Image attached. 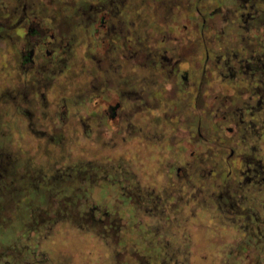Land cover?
I'll return each instance as SVG.
<instances>
[{"label":"flooded vegetation","instance_id":"1","mask_svg":"<svg viewBox=\"0 0 264 264\" xmlns=\"http://www.w3.org/2000/svg\"><path fill=\"white\" fill-rule=\"evenodd\" d=\"M7 106L27 131L8 134ZM22 132L104 149L102 170L81 171L100 193L83 191L85 203L129 174L120 215L130 231L107 243L109 264H193L184 235L203 245L206 222L229 239L205 263L264 264V0H0V215L10 204L36 222V198L60 201L80 181L72 158L37 169L12 141ZM93 207L100 221L114 217ZM46 242L24 231L0 263L47 264L36 259Z\"/></svg>","mask_w":264,"mask_h":264},{"label":"rangeland","instance_id":"2","mask_svg":"<svg viewBox=\"0 0 264 264\" xmlns=\"http://www.w3.org/2000/svg\"><path fill=\"white\" fill-rule=\"evenodd\" d=\"M73 93L75 95V98H77L76 96H78L79 90L74 89ZM11 108H13V106L11 107L7 106V108H5V111L7 112L6 117L3 120L6 126L5 130L9 134V131L14 130L16 128V125L18 124L17 130H19V132L24 130L25 132L27 128L25 126L26 124L24 120L22 124H24L25 127L23 129L19 125L20 123L19 117H16L17 115L15 114V112L9 115L8 111ZM24 132L21 133L23 135V138L20 136L21 139L18 140V138H13L12 141L15 144L17 142L20 143L21 140V142H23V146H26L27 148H29V150H31V151H27L25 155L23 154V156L26 157V159H29L30 162L32 160L37 161L41 165V168L40 166L37 167L38 164L36 163L37 169H42V167L45 168V164L48 168H50L49 164L54 163L55 160L57 161L62 159L63 161H67L68 158L69 159L72 158V160H70L71 168H69V170L70 172L73 171L78 173V178L80 182L74 183L71 182L70 180L67 181V183L69 184L68 186H71V189L70 191H67L66 193L67 196H64L63 199L60 201L56 197L52 198L46 196L45 200L36 198V203H33L34 207L31 208V212L33 211V208L36 210L33 211V215L36 216V222H34V220L31 221V219L30 221L26 222L28 218L24 215V213L20 211V214L19 213L14 214V211H12V207L10 206V204H6L8 208L4 209L6 211H4L2 215H0V256L2 251L9 248L7 246L10 245L14 248V246L21 241L24 235V231H26L28 235V239L31 238L33 240L34 237L36 238L37 243L40 242L45 243L47 234L50 233L51 235L54 233L52 237L46 242L47 244H44L43 247L42 246L39 247V250L36 248L37 260L41 259L44 261V263L46 262L47 264H109L110 261L109 258L112 252L110 250H107L108 248L107 243H112L115 241L117 242L120 237H122L126 233H129L130 231V228L128 227L129 225L128 224L125 225L124 223H126V221H124L121 218L122 215L121 211L128 210L129 208L128 205H125L126 203L124 202L123 199V195H128L131 193L130 192L131 190L129 189L130 187L129 186L130 180L128 179L129 174L127 172L125 174L127 176L123 174V176L125 177H123L122 183L115 188H111L108 191V193H106L104 198H100V201L102 203H99L100 201L96 203L98 200L94 202L91 199L89 202L85 203L84 198L82 197L83 191L85 190L86 192L90 191L89 194H92V192L94 193L95 191L99 190L98 189L99 186H94V189H90L89 184H86L88 176L84 174L82 175L81 171L84 167L90 168L91 166H92L91 169L95 167L94 169L96 170L94 172H96L97 169L102 170L103 168L102 163L104 162L101 153L103 152L104 149H100L99 147L89 146V144H85V142H83L82 139L77 140L78 143H76V145H74L75 143H73L72 145L71 144L68 145L67 144L68 142L62 145H58V144L55 145L51 143L48 144L40 140L38 142L37 140L39 137L38 135L34 136L36 138V140L34 139L36 142L35 143L33 142V139L28 138L30 136L28 132L26 134L27 136H25ZM13 143L10 142L8 144L9 146L12 145L13 147V148L11 147L12 151L13 150L16 151L18 148ZM121 153L124 154V157H126V154H128L126 151H121ZM59 156H62L63 158H60ZM139 156L140 155L137 154L136 158H138ZM52 157H56V159H53ZM141 157L151 158V160H153L154 158L157 159V157L153 153H143L141 154ZM48 160L50 161L48 162ZM90 160H92V162H90ZM138 160L139 162H143L141 158H138ZM72 164L77 165V167L79 168H77V170H74L76 166L74 167ZM152 165L153 166L151 167L150 165L149 169L147 170L146 167H144L143 165L144 171H141L143 180L146 181L148 176H150L149 174L151 172L152 173L157 172V170H154V167L157 165V162L156 163L153 162ZM53 171H55L54 172L55 174L57 173L58 170L55 169ZM86 173L87 172H85V174ZM83 182H84V186H82ZM21 190L22 193L26 191L25 188ZM31 191H32L31 189L26 191V194L31 196L32 195ZM17 192L16 194H21L20 192L19 193ZM97 193L98 192H95L94 194L97 195ZM6 194L10 196V192ZM45 194L49 196L51 194V191L49 192L46 191ZM99 194L100 193H98V195ZM8 196L6 197L8 198ZM3 200L5 199L0 197V206L3 205L2 204ZM37 200H39V202ZM133 202L136 203V205L138 206L141 205L140 200L137 198L136 201ZM96 204H99L102 210L108 209L110 211H113L114 217L104 216L106 220L100 221V218L98 217L99 214L96 211H94L95 207H93ZM140 211H143L141 207H140ZM94 214L96 215L95 219H94L95 216ZM16 215H18L19 221L20 220L21 222L24 221L25 224H20V223L16 224L15 223L17 217ZM28 223L33 224V227L35 228L36 232H33L29 228L31 227V225H29ZM41 224L44 226H40ZM213 225L214 223L212 222H206L205 224L201 223L199 226L205 227L206 230L208 231L207 237L209 238V240L215 241L214 249L213 248L207 249V247L206 249L205 248L203 249L202 245H198V244L193 245L195 240H191L190 238L191 235H189V237L184 235V239L186 240L184 241V248L190 247L191 249H194L193 252H195L194 255L195 261L193 264H207L205 262L207 261L209 262V259L213 258L212 257L214 255L213 252L216 254L217 258L220 257V251L225 253L224 248L219 247V245L221 243L223 244L227 242L229 237L227 238V235L224 236L221 233L213 232L212 231ZM90 226L93 228L95 227L96 231L98 232H95L94 230L93 232L90 231L89 229ZM137 228L140 227L137 225ZM209 232H211L212 235ZM35 234H40V235H35ZM197 237L199 238V240L201 239V236L199 237L198 235ZM188 238H190V240H187ZM98 242L101 243L102 246ZM72 243L75 244L72 245ZM69 245H72L73 248H70ZM128 248H130V245ZM207 250H212L210 251L212 252L210 257ZM128 252L129 251L123 250L122 253L118 255V259L123 262H125V260H128L130 258L128 257ZM135 255L139 260L143 259L142 252L138 251L135 253ZM206 257L209 258L206 259Z\"/></svg>","mask_w":264,"mask_h":264},{"label":"bare ground","instance_id":"3","mask_svg":"<svg viewBox=\"0 0 264 264\" xmlns=\"http://www.w3.org/2000/svg\"><path fill=\"white\" fill-rule=\"evenodd\" d=\"M200 234H201V237H202V243H203V248H205L206 249V247H207V249H211V248H213V244H214V242H211L210 240H209V238H207V236H206V234H204L203 235V232H202V230H200ZM203 235V236H202ZM75 243H72V245H74ZM72 245H69L70 246V248H73V246ZM69 251H72V250H69Z\"/></svg>","mask_w":264,"mask_h":264}]
</instances>
